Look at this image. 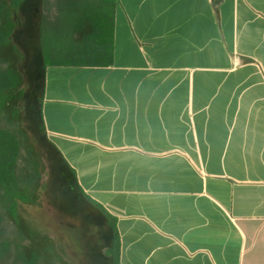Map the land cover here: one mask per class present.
Masks as SVG:
<instances>
[{
	"label": "crops",
	"instance_id": "obj_1",
	"mask_svg": "<svg viewBox=\"0 0 264 264\" xmlns=\"http://www.w3.org/2000/svg\"><path fill=\"white\" fill-rule=\"evenodd\" d=\"M113 57L42 114L120 264H264V0H117Z\"/></svg>",
	"mask_w": 264,
	"mask_h": 264
},
{
	"label": "trees",
	"instance_id": "obj_2",
	"mask_svg": "<svg viewBox=\"0 0 264 264\" xmlns=\"http://www.w3.org/2000/svg\"><path fill=\"white\" fill-rule=\"evenodd\" d=\"M27 0H0V264H72L64 247L26 223L19 204L40 205L47 165L24 125L26 97L21 64L25 54L13 39L15 12ZM73 15L49 31L48 12L61 10L60 0H42L32 79L40 87L33 98L32 122L43 131L59 159V170L72 176L80 201L105 225L103 264H120V234L116 218L80 187L76 171L47 137L42 107L48 66H109L114 59L117 0H69ZM40 80L42 82L40 83ZM41 84V85H40Z\"/></svg>",
	"mask_w": 264,
	"mask_h": 264
},
{
	"label": "rangeland",
	"instance_id": "obj_3",
	"mask_svg": "<svg viewBox=\"0 0 264 264\" xmlns=\"http://www.w3.org/2000/svg\"><path fill=\"white\" fill-rule=\"evenodd\" d=\"M41 1L27 0L24 7L14 15L17 26L13 39L25 54V60L21 64L26 87L23 103L24 125L47 165L40 205L20 203L19 213L26 223L62 245L72 264H103L100 258L104 256L106 247L103 240L105 225L92 213L88 205L80 201L71 174L59 170V159L50 149L43 131L32 122L30 114L33 98L39 99L41 95L40 87L31 77L32 61L36 55ZM60 1L61 10L48 12L51 21L48 25L49 31L61 27L69 21V16L73 15L69 13L72 11V7L68 5L69 0Z\"/></svg>",
	"mask_w": 264,
	"mask_h": 264
}]
</instances>
